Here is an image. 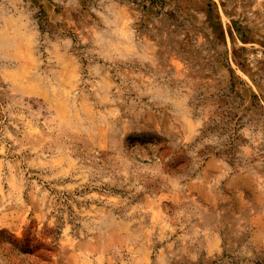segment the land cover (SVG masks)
Wrapping results in <instances>:
<instances>
[{"label": "rangeland", "instance_id": "obj_1", "mask_svg": "<svg viewBox=\"0 0 264 264\" xmlns=\"http://www.w3.org/2000/svg\"><path fill=\"white\" fill-rule=\"evenodd\" d=\"M0 264H264V0H0Z\"/></svg>", "mask_w": 264, "mask_h": 264}]
</instances>
